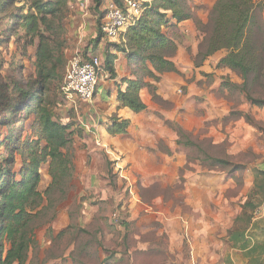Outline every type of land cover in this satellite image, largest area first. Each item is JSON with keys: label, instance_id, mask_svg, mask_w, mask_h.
I'll return each mask as SVG.
<instances>
[{"label": "rangeland", "instance_id": "1", "mask_svg": "<svg viewBox=\"0 0 264 264\" xmlns=\"http://www.w3.org/2000/svg\"><path fill=\"white\" fill-rule=\"evenodd\" d=\"M106 1L98 10L94 3L91 8L98 27L113 2ZM216 1L186 0L195 41L176 30L167 32L176 46L166 56L173 60L180 51L183 65L177 73L164 74V86L145 79L153 86L160 83L164 93L157 94L158 85L157 96L145 88L147 109L127 134L108 140L75 134L69 148L72 178L44 196V208L31 223L35 242L27 264H264V108L248 102L239 72L218 67L225 51L207 59L199 54ZM254 1L262 6L253 27L261 43L257 28H264V0ZM23 7L25 0H0V82H27L34 76V49L19 26L27 13ZM70 12L68 3L58 33L64 65L47 97L57 102L59 121L67 115L74 123L76 114L60 92L79 45L78 34L70 31L76 13ZM258 53L264 59V52ZM248 88L264 98V73L252 75ZM22 120L0 127V162L14 156L16 177L21 155L7 149L5 135L12 131L16 137L28 124ZM203 151L238 168L211 166ZM40 174L38 188L44 193L51 184L48 165ZM239 235L248 239L247 249L236 243ZM258 244L259 254L249 256Z\"/></svg>", "mask_w": 264, "mask_h": 264}, {"label": "trees", "instance_id": "2", "mask_svg": "<svg viewBox=\"0 0 264 264\" xmlns=\"http://www.w3.org/2000/svg\"><path fill=\"white\" fill-rule=\"evenodd\" d=\"M121 5L122 0H112ZM103 0H93L96 10ZM27 13L20 16L19 26L26 29L27 46L34 49L32 56L34 76L27 82L10 80L0 82V127L11 126L13 120H27L22 124L21 132L16 137L10 131L5 135L6 143L21 155L22 164L19 177L13 172L16 159L14 156L1 159L0 162V254L2 264H27L29 251L34 244L33 219L43 210L41 207L48 196L64 188L72 178L74 163L69 148L76 133L83 135L84 129L71 121L70 117L61 118L56 114L57 102L47 97L48 86L59 78L60 68L64 65L62 43L58 41L59 32L64 27L68 0H25ZM262 6L254 0H217L210 16L209 32L205 38L202 59L225 51L218 67H226L239 72L244 84L248 102L264 108V98L254 97L248 86L252 75L264 73V59L258 50L264 52V28L258 27V38L253 36L256 26L255 13ZM104 17V16H103ZM186 0H154L140 21L132 27L125 40L120 44H110L105 55L103 68L111 77H115V60L117 56L111 49L123 51L128 65L132 68V79H123L127 84L125 91L118 92V102L138 114L147 109L142 101L141 91L151 88L156 94V86L146 81L155 82L169 72L178 69L166 51L174 49L176 43L170 38L165 28L190 20ZM90 41L96 47L102 37L100 31ZM86 52V51H85ZM87 53V52H86ZM11 87V88H10ZM62 93V91H60ZM130 126L129 120L112 118L109 134L125 135ZM27 138L23 140V134ZM29 136V137H28ZM205 161L211 166L237 169L225 159L212 158L204 151ZM48 165L51 184L43 192L39 190L40 169ZM44 208V206L42 207ZM259 221L256 218L255 224ZM257 224H255L256 226ZM254 226V225H253ZM260 226V224H259ZM258 227V226H257ZM248 239L237 236L236 243L247 249ZM261 244L250 248L249 256L259 254ZM7 246L3 258V250Z\"/></svg>", "mask_w": 264, "mask_h": 264}, {"label": "crops", "instance_id": "3", "mask_svg": "<svg viewBox=\"0 0 264 264\" xmlns=\"http://www.w3.org/2000/svg\"><path fill=\"white\" fill-rule=\"evenodd\" d=\"M108 2L109 1L107 0L106 4H108ZM68 3L69 9L71 10V15L73 13H76V16L74 17V19H72V25L70 27V31L72 32V34H78L77 37L75 36L79 44L77 45L76 49L83 47L85 51L92 52L100 56L103 63L109 45L115 43L106 39L102 35L101 40L96 47L90 44V41L96 38L99 34V27L95 21V19L98 18L97 16L91 15V12H95L91 10V8H93V0H69ZM172 23L176 25L172 28H165L167 32H173V30L179 31L182 36L186 38V41H191L192 43H194L195 31L192 28L190 20L184 21L179 24H177L175 21H173ZM110 52L117 56L115 60L116 75L115 77H111L110 74L105 71V69H103L95 95L92 100L88 102H83L80 100L72 102L65 99L64 97V99L66 100L65 102H67L69 105L68 107H70L69 111L73 112V116H75L76 114V119H74V121L78 126L84 129L83 136L85 137L89 136L93 138L95 136L108 140L109 137H113L109 134V128L112 123V118L116 117L120 120H129L130 124L132 125L135 123L138 116V114L134 113L127 107L121 106L118 102V92L125 91L127 87V84L123 83L122 80L133 78L132 68L128 65L126 54L123 51L115 49H111ZM178 53L179 55L173 58V62L175 63L177 69H181L183 65L180 59L181 52L179 51ZM163 77H165V79ZM165 80L166 75L161 76L160 82L161 84H163V86L165 85ZM157 85L159 87V90H157V94L160 95L162 91L164 93V90L159 86L160 83H158ZM140 95L142 101L147 106V99L145 97L147 95V91L145 88L141 91ZM66 117L68 116L66 115ZM260 217H264V209Z\"/></svg>", "mask_w": 264, "mask_h": 264}, {"label": "built area", "instance_id": "4", "mask_svg": "<svg viewBox=\"0 0 264 264\" xmlns=\"http://www.w3.org/2000/svg\"><path fill=\"white\" fill-rule=\"evenodd\" d=\"M153 1L122 0L121 5L109 3L100 23L101 33L111 42L122 43L128 31L140 21ZM86 52L85 49H76L69 59L61 86L63 97L72 102H88L93 99L104 69L100 56ZM260 213L261 210H257L255 215L260 216Z\"/></svg>", "mask_w": 264, "mask_h": 264}]
</instances>
